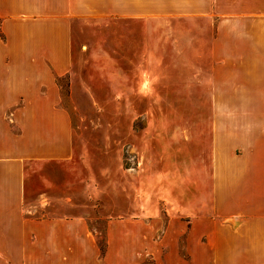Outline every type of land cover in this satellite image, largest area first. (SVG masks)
<instances>
[{
  "label": "crops",
  "instance_id": "1",
  "mask_svg": "<svg viewBox=\"0 0 264 264\" xmlns=\"http://www.w3.org/2000/svg\"><path fill=\"white\" fill-rule=\"evenodd\" d=\"M111 21L142 26L207 93L211 204L176 231L109 218L100 243L83 214L34 216L26 175L73 156L57 78L73 71L75 24ZM0 264H264V0H0Z\"/></svg>",
  "mask_w": 264,
  "mask_h": 264
},
{
  "label": "rangeland",
  "instance_id": "2",
  "mask_svg": "<svg viewBox=\"0 0 264 264\" xmlns=\"http://www.w3.org/2000/svg\"><path fill=\"white\" fill-rule=\"evenodd\" d=\"M124 26L75 24L73 71L57 78L73 156L27 164V209L83 214L100 243L109 218L176 231L178 219L202 216L211 204L207 93L197 77L161 64L160 46L144 43L142 26ZM127 31L131 43L122 37ZM175 32L173 25L168 33ZM114 34L120 40L113 44Z\"/></svg>",
  "mask_w": 264,
  "mask_h": 264
}]
</instances>
